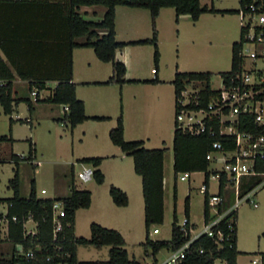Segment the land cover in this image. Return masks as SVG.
Segmentation results:
<instances>
[{"label": "trees", "instance_id": "16d2710c", "mask_svg": "<svg viewBox=\"0 0 264 264\" xmlns=\"http://www.w3.org/2000/svg\"><path fill=\"white\" fill-rule=\"evenodd\" d=\"M252 0H239L240 7L250 3ZM126 6L132 8L147 9L150 14L152 35L149 39L133 42H117L115 40V7ZM82 6H102L105 12L100 21L87 20L79 12ZM173 8L175 19L181 15H188L192 21H197L203 13L233 14L239 10H215L207 6H201L200 0H0V16L9 30L7 35H0V106L5 115H11L14 106L20 101H25L28 111L33 110L32 102L29 98L15 99L12 96V83L18 77L27 81L29 93L33 90L40 92L47 89V81H56L57 85L51 90L46 99L40 100L36 96L35 102H48L61 104L67 107L63 118L58 121L68 125L70 129L87 119L84 113V104L75 96V84L72 82V50L74 48L89 47L94 51L97 59L112 66V75L105 82L97 84H123L125 80L126 67L123 62L115 59V51L127 44L145 45L152 44L154 47L153 61L157 66L159 52L157 46V30L155 20L161 8ZM42 16V23L47 26L49 20L59 24L64 31V37L56 40L64 50V58L58 63H46L45 68H39L38 58H35L34 50L40 45H47V38L43 40L37 35H20L19 29L33 28L37 18ZM240 39L242 32L240 31ZM77 38H83L82 42H77ZM240 39L231 45V70L235 69L239 63L238 52L240 49ZM30 47V52L26 50ZM30 53V54H27ZM156 71V69H155ZM225 75V73H221ZM212 74L209 72H175L171 84L174 88L175 98L184 88L185 84L196 81L205 85L203 92L204 103L208 96V88ZM129 82H138L130 80ZM142 83H159L155 77L152 80L141 81ZM176 111V109H175ZM94 120H105L104 117H94ZM10 125L13 123L9 118ZM123 116L120 105L119 115L116 118V125L110 129L108 137L110 142L119 147L122 152L132 157L134 172L141 178V190L144 203V225L146 229L145 250L150 248L153 253H157L162 248H175L183 240L177 227V217L173 211V221L171 224V236L168 240L149 239V227L151 225L162 224L164 219L163 201V160L166 148L147 149L142 141H125L123 137ZM9 140L7 136H0V142ZM214 138L207 135H191L176 126L172 138L173 152V174L174 178L181 172H201L207 171L208 162L205 155L211 150V142ZM34 149L29 147L27 156L11 155V160L15 163L13 177L9 180L8 187L12 190V196L1 199L8 207V215H15L16 222H9L8 236L6 238L13 247L18 246L22 251L33 249L34 258L28 259L23 254L12 249L9 256H0V264H52L45 260L46 255L54 254V243L52 242V204L61 201L65 209V217L60 219V229L57 234V242L63 253H67L65 260L69 264L78 262L76 249L78 246L93 245L98 248L108 246V262L112 264H129L136 262L129 259L124 249L125 242L119 232L113 229L102 227L96 223L89 226V238L76 237L74 235V216L78 209H85L90 206L91 193L88 190H80L75 187L73 180L70 184L69 195L63 198L38 199L36 198L35 181L30 182V191L27 198L19 195V161L33 160ZM102 158L91 157L81 159L80 162L98 167ZM208 175V171L206 172ZM93 178L97 184L103 182V175L99 169L94 170ZM109 196L118 207L128 204V197L124 191L114 186L109 187ZM173 198L176 200V186L173 185ZM189 198L184 200V213L188 216ZM31 214L37 223L36 233L33 236H24L22 222ZM236 225V223H235ZM233 246H224L216 249L213 243L201 237L193 243V250L202 247L203 254L191 253L183 264H236V257L239 252L236 250V235ZM40 245L41 251L35 250V246ZM64 255V254H63ZM61 260L56 257L55 261ZM218 262V263H217ZM261 263L264 264V253H261Z\"/></svg>", "mask_w": 264, "mask_h": 264}, {"label": "rangeland", "instance_id": "374dc122", "mask_svg": "<svg viewBox=\"0 0 264 264\" xmlns=\"http://www.w3.org/2000/svg\"><path fill=\"white\" fill-rule=\"evenodd\" d=\"M201 5L212 7L215 10H239V0H200ZM122 6L117 8L118 37L117 41L125 42L139 38H151L150 14L145 11L147 17H134V24L124 22L127 16ZM173 8L163 11L159 25L155 20L158 33L159 52V78L169 83L173 78L175 69L178 72H209L212 74L210 86L219 88L221 73L231 69V45L240 39L239 14L203 13L197 21H192L188 15H181L175 19ZM129 19V20H130ZM131 46V45H130ZM138 57L131 52L130 75L147 79L152 77V70L157 68L153 61L154 47L145 44L139 47ZM129 49H125L128 51ZM171 83V82H170ZM134 85H128L125 96H131ZM140 88V87H139ZM172 88V87H169ZM16 97H27L31 101L34 96L29 93L25 84H18L15 88ZM122 114L129 110L132 112L131 102L122 92H118ZM49 91L40 93V100L46 99ZM125 101V102H124ZM34 110L30 113L25 101H20L11 115H5L0 106V136L12 137L13 141L0 142V198L7 199L12 196V190L8 187L9 180L13 177L15 163L10 159L11 153L27 156L30 141L36 149L33 160L19 161V188L20 194L27 197L30 190V182L35 181V188L39 197L53 198L65 197L69 194L71 181L74 180L77 189H92L91 203L88 208L79 209L75 215L74 234L76 237L89 238L91 223L121 232L129 259L135 261H147L150 248L145 250V225L143 200L137 194L130 197V203L125 208H120L112 202L108 190L111 177L99 185L94 180L82 183L76 178V173L81 166L75 160V155L89 153L96 140L91 137L79 145L77 139L72 136V131L64 123L57 120L60 108L56 104L48 102H33ZM175 110H171L170 122L163 128L162 139L146 144V148H166L163 168L166 184L164 187V220L162 224L151 225L149 236L153 240H168L171 236V224L173 221V209L176 205L178 222L184 218V200L189 197V219L197 226L202 224L203 195L199 192V184L202 180L200 172H193L186 181L174 178L172 138L174 129ZM126 116V115H125ZM14 119L10 127L9 118ZM32 119L25 122V118ZM130 117L131 116H127ZM95 124V123H91ZM105 124V123H102ZM95 126H102L96 125ZM11 128V129H10ZM98 129V127H97ZM98 139L109 143L107 133L102 129L97 130ZM94 132V133H96ZM102 141V140H100ZM92 153V152H91ZM217 155V154H215ZM70 162L74 163L73 168ZM109 166V162L106 163ZM129 168L132 174V159H129ZM220 167L219 163L211 164L210 168ZM176 183V200L173 198V185ZM215 181L211 180L210 190H214ZM258 204L252 207L244 202L237 209V240L239 247L257 251L258 247L264 248V187L255 197ZM7 204L0 203V213L6 210ZM158 227L159 233L153 234L152 229ZM16 250L20 248L15 246ZM14 247V248H15ZM13 245L0 233V256H9ZM108 246L100 248L93 245L78 246L76 257L78 261H105L108 260ZM165 250L157 254L162 260ZM218 263V262H217Z\"/></svg>", "mask_w": 264, "mask_h": 264}, {"label": "built area", "instance_id": "2783aa9c", "mask_svg": "<svg viewBox=\"0 0 264 264\" xmlns=\"http://www.w3.org/2000/svg\"><path fill=\"white\" fill-rule=\"evenodd\" d=\"M238 14L242 32L238 66L220 75L219 88H212L209 83L205 104L202 95L206 87L201 82L185 84L176 96V126L191 135L214 138L211 150L205 155L208 175L207 171L200 172L202 180L198 189L203 195L202 224L194 225L184 216L181 222H177L183 238L177 247L162 248L157 253L151 251L150 260L129 264H183L191 253H204L202 247L192 248L193 243L201 237L209 239L216 249L233 246L238 207L244 202L252 207L258 206L255 197L264 187V0H252L239 8ZM30 94L35 100L39 92L33 90ZM215 163H219L220 167L210 168ZM94 170L91 164L81 163L76 178L80 182H87L93 178ZM191 173H178L176 179L186 181ZM211 180L215 181L213 191L210 190ZM9 206L11 204L0 213V233L5 238L8 236L9 222L18 221L17 216L8 215ZM51 210L55 253L46 255L45 260L52 264H69L65 260L68 254L63 253L60 245H55L60 219L66 214L63 203L53 202ZM36 226L29 214L22 222L24 236L35 235ZM152 233L158 234V227H154ZM149 239L155 241L150 236ZM35 250L40 252L41 246L36 245ZM162 250H165V257L159 260L157 254ZM17 253L28 259L35 256L33 249L22 251L20 248ZM56 257L62 261H55ZM75 264L112 263L105 260L78 261Z\"/></svg>", "mask_w": 264, "mask_h": 264}, {"label": "crops", "instance_id": "0c3cea01", "mask_svg": "<svg viewBox=\"0 0 264 264\" xmlns=\"http://www.w3.org/2000/svg\"><path fill=\"white\" fill-rule=\"evenodd\" d=\"M201 6H206V5H201ZM118 7H120V5L115 7V21H114L115 40L118 37V14H117ZM122 7L124 9H122L120 12H124V14H126L127 16L131 15V19L127 18L124 21L126 23L131 22V25L134 24L132 23L134 22L132 20V15H135L134 17H138V18L143 17L144 19L145 17H147V14L145 12L148 11L147 9L132 8L126 6H122ZM167 8L160 9L159 14L156 18V23L158 25L162 19L163 11ZM79 12L87 20L100 21L105 12V8L102 6H82L79 8ZM2 17L3 16L1 15L0 35L1 34L7 35V33H9V30L11 31V29L7 28V25L3 21ZM37 20L38 21L35 22L33 28L31 27L25 28L24 25L23 29H19L18 31L20 32V35H23L25 37L34 34L37 35L38 37H41L42 40L44 38H47L45 39L47 40L46 42H48L47 45L45 44H43L42 46L40 45L38 49L34 50V54H33L35 58H38V62H39L38 67L44 69L46 63L49 64L53 62L58 63L63 60L64 50L61 48L62 45L59 43L60 41L57 42L56 40L58 39L61 40V38L63 39L65 33L63 32L64 30L60 28L59 24H56L55 22L53 23L50 20H49V25L47 24V26H45L41 21L42 20L41 15L37 18ZM11 32L13 33V31ZM144 39H149V38L137 37L136 39L125 41L124 43L144 40ZM76 41L82 42L83 38H77ZM157 41H158V33H157ZM142 46L144 45L127 44L121 48H118L115 51V59L123 62L126 67V73L124 75V78L128 82H125L121 85L114 83L107 85L97 84V83L105 82L109 79V77L112 75V66L110 63H104L99 61L95 56L92 48L81 47V48H74L72 50V82L75 84V96L78 100H81L83 102L84 113L85 116L87 117L85 121H83L82 123L76 125L71 129L72 136L77 139L79 145H82L86 139H89L91 137V135L96 140V142L93 143L92 150L88 151L89 153H83L85 150L82 148L79 151H81L82 152L81 154L83 155H75V160L78 161L81 166L82 163L80 162L81 159L91 158V157L102 158L100 165L98 167H94V169H99L103 175V182L99 185H102L106 181V179H108V177H111L112 180L110 181L111 182L110 186L119 188L126 193L128 197V204L120 208H125L129 205L130 197L133 195V193L137 194L138 198L139 199L141 198L143 200L142 190H141V178L134 172V169H133L134 174H132L131 169L129 168V164H128L129 159L130 158L132 159V157L126 155L124 152L120 150L119 147L113 145L110 142L109 137H108L109 143L111 144L104 142L103 139H98V136L96 135L97 134L96 131L102 129V131L104 133L106 132L108 136L110 129L115 127L116 118L119 115L120 100H121V98L118 95V92H122L124 95V99L125 97H128L127 99L131 102L132 105L131 113H129V110H127L126 113L122 114L123 126H124V130H123L124 140L142 141L143 146L146 148V144H150L152 142L159 141L162 139L161 136L163 133V128L169 124L171 110L173 109L175 110V106H176L174 88L173 85L170 83L173 80V78L167 84L165 81H163V79H160L158 64L156 71L152 72L153 73L152 77H148L147 79H140L139 77H132V75H130V61L132 57L130 53L132 52L135 55L134 56L135 58L138 57L136 53H138L140 49L139 47ZM25 48L30 52V47L26 46ZM125 49H129V50L125 51ZM0 54H2L1 51ZM27 54L30 53L27 52ZM151 70H154V68ZM175 70H176L175 72H178L177 67ZM155 77L160 81L159 83L151 84V83L141 82L145 80H152ZM130 80H134L138 82H129ZM18 84H25L27 86V89L29 88L27 81L21 80L18 77H16V79L12 83V96L15 99L20 98V97H16L14 94L17 93L15 88ZM45 85L47 88L45 90H48L50 94L51 90L57 85V82L47 81ZM128 85H134L135 87L132 90L131 96L129 95L125 96V89L126 86ZM41 92H44V90L39 92L38 94L39 99ZM31 102L34 110L33 102H35V100H32ZM17 105L18 104L14 106V109L16 108ZM56 105L61 109L59 112L60 115L57 116V120H59L63 118L65 112L67 111V107L61 104H56ZM33 110L30 113H32ZM127 116H131V118ZM94 117H104L106 119L99 121L92 119ZM12 120L14 122V119ZM24 120L25 122L32 121V119L29 117H26ZM174 121H175V115H174ZM91 123H95L96 125H102V126H95V124H91ZM8 138L9 141H13L12 137H8ZM30 146H32V148L34 149L33 158H35L36 149L31 141L29 143V147ZM11 155L24 156L14 153H11ZM107 162H109V166H107L106 164ZM70 165L73 168L74 163L70 162ZM18 167H19V163H18ZM132 168H133V161H132ZM91 180H94V178L90 179L89 181ZM165 184H166V180H165L164 168H163V198H164ZM82 190H87V189H82ZM88 191H90L92 195L93 192L92 189H88ZM176 191H177V187H176ZM19 195L22 198L28 197V196L27 197L21 196L20 188H19ZM68 195H66L65 197H67ZM36 198L54 199V198H63V197L43 198V197H39L36 191ZM143 211H144V207H143ZM173 211H175L176 214V205H174ZM203 212L204 211H203V202H202V220H203ZM184 216L189 219V211H188V216H186L185 213ZM74 221H75V216H74ZM192 224L196 225L195 223ZM236 231H237V222H236ZM119 233L121 234V232ZM14 247L12 249H14L17 252L16 247L15 248ZM236 250L239 252V254L236 257V264H262L261 253H264V248L258 247L257 251H249L250 249L239 247V240H237V233H236Z\"/></svg>", "mask_w": 264, "mask_h": 264}]
</instances>
